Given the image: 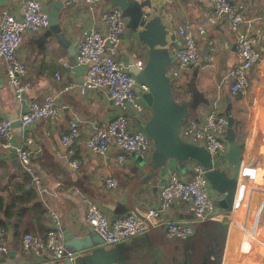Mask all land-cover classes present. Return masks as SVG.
Instances as JSON below:
<instances>
[{
    "label": "crops",
    "instance_id": "obj_1",
    "mask_svg": "<svg viewBox=\"0 0 264 264\" xmlns=\"http://www.w3.org/2000/svg\"><path fill=\"white\" fill-rule=\"evenodd\" d=\"M21 1L7 0L6 7L0 8V18L5 11L20 16ZM40 1L47 10L49 0ZM121 1L126 4L129 0ZM113 3L116 4L115 0H102L98 9L104 10ZM233 4L245 21L241 30L260 36L258 49L262 60L251 70L249 89L244 96H231L228 92L236 62V50H232L235 34L228 24L210 26L207 23L212 11L205 0H169L166 5L167 14L173 19L175 34L170 52L180 42L177 37L179 25L190 23L205 31L204 35L197 36L198 64L178 80L171 81L172 92L178 102L197 99L195 107L189 110L186 123L201 122L216 103L218 114L226 118L230 112L235 139L244 144L233 209L231 212L222 209L218 203L223 196L209 186L215 212L220 217L197 222L188 239H168L163 230H157L114 246L103 245L106 252L126 255L129 258L127 264H171L167 253L180 264H264V257L259 255L264 251V0H233ZM59 19L69 44H74L82 31L93 28V24L84 18L80 0L61 13ZM46 31L25 34L17 50V59L25 66L23 80L30 84V89L20 100L6 82L4 64L0 62V121L8 119L15 124L12 127L14 144L32 141L30 151L42 178L39 190L30 188V179L23 172L17 156L12 157L14 152L0 148V228L8 248V253L0 257V264H62L48 257L25 255L21 249V238L27 232L45 239L49 210L59 216L61 229L79 236L87 234L90 228L85 223L83 199L94 202L110 218L134 212L145 218L148 209L158 208L160 189L166 182L167 173L176 170L181 177L188 178V168L194 162L182 165L171 162L159 177L145 184L143 180L148 178L149 169L143 163L149 161L152 152L145 160L137 154H128L123 166L117 164L114 148L101 157L91 154L85 142L96 127L113 117L112 102L101 90L81 92L83 69L79 74L71 66L68 47L41 40ZM128 31L121 45V57L127 66L125 53L132 52L134 38L133 32ZM137 62L144 63V59L140 57ZM174 64L173 61L167 73ZM47 98L53 99L62 109L61 118L58 121L43 119L29 130H23L19 123L21 113L27 110L32 100L44 103ZM147 110L150 111L148 107ZM71 122L77 126V135L70 145L63 146L61 136L67 132ZM225 140L228 152L227 134ZM73 160L80 163L79 169L70 167ZM221 167L229 174L233 173L227 160ZM108 176L118 180L115 190L105 188ZM166 216L178 221H195L191 208L181 202L173 204ZM154 227L161 228L158 225ZM240 230H243L242 239L235 241V233ZM246 237L253 245L245 252L243 244ZM241 253L244 262L238 259L237 255ZM102 258L107 259V256Z\"/></svg>",
    "mask_w": 264,
    "mask_h": 264
},
{
    "label": "built area",
    "instance_id": "obj_2",
    "mask_svg": "<svg viewBox=\"0 0 264 264\" xmlns=\"http://www.w3.org/2000/svg\"><path fill=\"white\" fill-rule=\"evenodd\" d=\"M102 0H80L84 18L93 24V28L82 31L76 40V61L83 69L80 83L82 93L95 90L104 91L112 102L113 117L100 124L85 142L87 150L95 156H104L112 148L117 152L116 162L123 166L128 154H137L145 160L153 150L151 140L143 133V117L147 109L143 96L149 92L146 85L140 84L128 72V66L121 57V45L126 34L127 20L117 7L99 10ZM212 15L207 23L210 26L228 24L235 34L236 62L231 71L232 82L228 92L231 96H244L249 89V75L262 58L258 49L259 35L249 30H241L244 19L236 11L233 0H205ZM21 15L16 16L5 11L0 18V62L4 64L6 82L12 87L17 99L30 89V84L23 80L25 66L17 59L16 53L25 34L35 35L48 29V14L40 0H22ZM128 31V32H127ZM242 32V33H240ZM202 28H195L186 23L177 28L180 42L171 49L170 55L175 62L167 73L170 81L178 80L182 74L196 66L200 60L197 36L204 35ZM131 34L128 36L130 37ZM131 38V37H130ZM144 63L137 62L142 68ZM57 79H60L58 76ZM129 104L134 116L129 115L125 105ZM214 103L205 113L201 122H189L180 130L184 141L193 140L201 144L209 153L213 167H221L226 160L228 130L227 119L216 112ZM62 116L53 99L44 103L32 100L27 110L19 116L23 130L43 119L58 121ZM77 135V126L70 123L67 132L61 136L63 146L72 143ZM31 140L22 144L13 143L12 123L8 119L0 121V148L5 152H14L24 173L30 179V188L39 190L42 184L41 172L38 171L30 151ZM74 170L80 168L77 160L70 162ZM204 168L193 162L188 168V178H183L176 170L167 173L166 182L160 189L158 208H150L145 213V220L152 226H161L167 238L188 239L194 232V225L209 219L220 217L215 212L213 198L209 193V183ZM118 180L112 176L105 179V188L115 190ZM187 204L195 221H178L166 215L173 204ZM85 205V223L103 240L104 244L114 246L123 241L148 233V226L133 214L110 218L91 200L83 199ZM21 249L25 255L37 258L48 257L56 261L75 259L74 253L65 250L63 232L59 216L48 211V227L45 239L27 232L21 238ZM8 253L4 232L0 229V257Z\"/></svg>",
    "mask_w": 264,
    "mask_h": 264
},
{
    "label": "water",
    "instance_id": "obj_3",
    "mask_svg": "<svg viewBox=\"0 0 264 264\" xmlns=\"http://www.w3.org/2000/svg\"><path fill=\"white\" fill-rule=\"evenodd\" d=\"M76 2L79 0H49L47 2L49 27L41 40L54 41L59 46L68 47L71 66L82 74L75 57L76 43L67 42L59 19L61 13L71 9ZM115 3L112 6L119 8L124 18L129 20L128 29L134 36L132 52L125 53L128 72L149 89V92L143 96V100L150 109V114L142 125V131L151 140L153 151L149 161L143 163V166L149 169V176L143 182L146 184L159 177L171 162L182 165L188 161H194L206 171L205 177L211 190L223 196L218 203L219 206L226 212H231L241 171V152L244 144H239L235 139L234 120L228 112L226 114L228 152L225 157L233 169V173L229 174L225 168L213 167L211 157L203 146L197 145L193 140L184 141L181 138L182 124L187 119L189 110L195 107L197 99L183 102L175 100L171 81L167 75L168 67L173 62L170 45L175 36L172 16L168 15L166 10L169 0H129L126 4L121 0H115ZM6 5L7 0H0L1 9H4ZM232 50H236L235 46ZM140 57L144 59L142 68L137 66V59ZM125 107L129 115L134 116L130 105L126 104ZM12 127H15V124H12ZM11 156L15 157L16 154L13 153ZM133 215L146 223L148 234L163 230L161 226V228L153 227L139 214L134 212ZM62 232L65 250L75 255L73 261L63 260L62 264H127L129 260L126 255L118 256L116 252L103 250L104 242L92 228H89L88 233L82 236L67 229H62ZM167 254L171 264H180L174 256ZM103 255L107 256V259L102 258Z\"/></svg>",
    "mask_w": 264,
    "mask_h": 264
},
{
    "label": "bare ground",
    "instance_id": "obj_4",
    "mask_svg": "<svg viewBox=\"0 0 264 264\" xmlns=\"http://www.w3.org/2000/svg\"><path fill=\"white\" fill-rule=\"evenodd\" d=\"M198 145V144H197ZM20 164V163H19ZM21 166V165H20ZM24 172V171H23ZM248 187V186H247ZM248 191V190H247ZM245 195V194H244ZM244 199V198H243ZM242 202V201H241ZM242 205H243V203H242ZM240 207V206H239ZM242 207V206H241ZM244 207V206H243ZM238 208V207H237ZM239 209V208H238ZM258 214V213H257ZM236 215H238V214H236ZM235 216V215H234ZM237 217V216H236ZM235 217V218H236ZM264 229V228H263ZM262 229V230H263ZM260 230H258V232H259ZM264 231V230H263ZM262 231V232H263ZM246 235V234H245ZM260 235H261V233H260ZM259 235V236H260ZM247 236V235H246ZM245 237V236H244ZM255 237V236H254ZM238 243V242H237ZM242 243H243V241H242ZM252 245H253V243H252V241L249 239V238H245L244 239V244H243V250L246 252V251H249V249L250 248H252ZM241 246V245H240ZM241 248V247H240ZM239 253H240V251H239ZM240 255V254H239Z\"/></svg>",
    "mask_w": 264,
    "mask_h": 264
},
{
    "label": "rangeland",
    "instance_id": "obj_5",
    "mask_svg": "<svg viewBox=\"0 0 264 264\" xmlns=\"http://www.w3.org/2000/svg\"><path fill=\"white\" fill-rule=\"evenodd\" d=\"M242 232H243V230H242ZM242 232L240 230L238 233H235V234H237V236H235V241L236 240L239 241L240 239H242V237H241V234H243ZM259 255H262L264 257V251ZM237 256H238L239 261H241V262L245 261L242 253L240 255H237Z\"/></svg>",
    "mask_w": 264,
    "mask_h": 264
},
{
    "label": "trees",
    "instance_id": "obj_6",
    "mask_svg": "<svg viewBox=\"0 0 264 264\" xmlns=\"http://www.w3.org/2000/svg\"><path fill=\"white\" fill-rule=\"evenodd\" d=\"M173 96H174V94H173ZM174 98H175V96H174ZM175 100H176V99H175ZM149 114H150V111L147 110V111L144 112L143 117H144L145 119H147L148 116H149ZM186 120H187V119H186ZM186 120H185L184 123L182 124V127H181V128H183L185 125L188 124V122L186 123ZM0 227H1V222H0ZM0 229H1V228H0ZM46 231H47V230H46ZM46 233H47V232H46Z\"/></svg>",
    "mask_w": 264,
    "mask_h": 264
}]
</instances>
